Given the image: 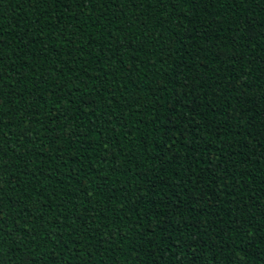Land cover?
Returning a JSON list of instances; mask_svg holds the SVG:
<instances>
[{
    "label": "trees",
    "instance_id": "16d2710c",
    "mask_svg": "<svg viewBox=\"0 0 264 264\" xmlns=\"http://www.w3.org/2000/svg\"><path fill=\"white\" fill-rule=\"evenodd\" d=\"M0 264H264V0H0Z\"/></svg>",
    "mask_w": 264,
    "mask_h": 264
}]
</instances>
